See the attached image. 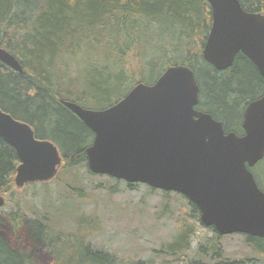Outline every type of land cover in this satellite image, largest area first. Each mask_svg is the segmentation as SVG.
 <instances>
[{
	"label": "trees",
	"instance_id": "1",
	"mask_svg": "<svg viewBox=\"0 0 264 264\" xmlns=\"http://www.w3.org/2000/svg\"><path fill=\"white\" fill-rule=\"evenodd\" d=\"M239 2L246 11L264 15V0ZM211 22L206 0H0V47L11 53L23 70L19 73L0 62V108L29 124L36 138L54 143L62 156L61 171L69 173L79 165L87 166L85 149L93 133L61 99L85 108H107L136 81L152 84L168 66L183 64L194 71L200 87L197 108L221 121L226 132L241 133L242 105L261 93L263 83L253 64L241 54L224 71L203 59ZM94 45L110 51L107 61H91L89 54H78L82 46ZM76 54L86 57L88 68L82 67L81 74L70 77L62 68V59ZM126 60L131 68L137 67L135 72ZM93 67L115 75V82L94 83L86 71ZM17 165L14 150L0 138L1 196L12 195ZM255 169L251 171L264 191ZM74 192L82 197L71 187L69 193L74 196ZM162 194L168 197L170 193ZM65 204L57 211H64ZM187 206L201 224L197 207L190 202ZM54 225L47 210H36L34 217L19 208L1 214L0 264H38L41 252L50 256L51 264H146L93 251L80 235H64ZM208 229L212 236L199 243L194 255L187 253L194 233L188 222L156 252L177 264H245L229 258L221 246L223 235ZM244 242L254 253L264 255V238L244 235Z\"/></svg>",
	"mask_w": 264,
	"mask_h": 264
},
{
	"label": "water",
	"instance_id": "2",
	"mask_svg": "<svg viewBox=\"0 0 264 264\" xmlns=\"http://www.w3.org/2000/svg\"><path fill=\"white\" fill-rule=\"evenodd\" d=\"M206 1L212 23L203 59L222 71L241 53L264 81V15L246 11L239 0ZM0 62L23 72L1 47ZM199 91L194 71L175 64L152 84L135 83L107 108L60 103L93 133L85 149L91 173L179 193L197 207L200 222L219 235L264 238V191L250 170L264 157V93L247 105L239 136L225 133L221 122L195 108ZM0 138L18 160L16 187L55 177L62 163L57 146L36 138L29 124L1 108Z\"/></svg>",
	"mask_w": 264,
	"mask_h": 264
},
{
	"label": "rangeland",
	"instance_id": "3",
	"mask_svg": "<svg viewBox=\"0 0 264 264\" xmlns=\"http://www.w3.org/2000/svg\"><path fill=\"white\" fill-rule=\"evenodd\" d=\"M80 49L78 54H89L91 61L103 63L110 56L104 46H82ZM78 54L62 59V68L70 77H77L82 67L88 68L87 64L85 66L86 57ZM131 62L136 65L135 60ZM126 63L130 67L127 60ZM95 68L86 70L94 83L115 82V75ZM136 68L130 67V71L135 72ZM61 165L51 180L15 187L12 195H3L5 203L0 208V215L13 213L19 208L22 213L34 217L36 210H47L55 222L54 228L64 235H80L91 250H100L118 260L132 259L146 264H177L170 257L163 259L156 251L176 236L184 222L194 227L187 252L190 255H194L200 242L206 243L213 234L190 213L188 200L178 193L169 192V196L164 197L161 190L152 191L142 183L129 188L123 180L116 183L115 178L107 175H91L84 164L69 173L61 171ZM255 172L264 188V162L256 167ZM71 187H76L82 197L79 198L77 192L71 195ZM66 202L64 211L58 212V207ZM79 220H82L80 224ZM221 246L231 259L243 260L245 264H264V255L254 253L244 242L243 234L223 235ZM37 263L51 264V258L41 252Z\"/></svg>",
	"mask_w": 264,
	"mask_h": 264
},
{
	"label": "flooded vegetation",
	"instance_id": "4",
	"mask_svg": "<svg viewBox=\"0 0 264 264\" xmlns=\"http://www.w3.org/2000/svg\"><path fill=\"white\" fill-rule=\"evenodd\" d=\"M238 54H241V53H238ZM237 54V55H238ZM236 55V56H237ZM242 55V54H241ZM235 56V57H236ZM243 56V55H242ZM245 57V56H244ZM248 59V58H247ZM235 60V59H234ZM249 60V59H248ZM250 61V60H249ZM251 62V61H250ZM234 63V62H233ZM252 63V62H251ZM253 64V63H252ZM233 65V64H232ZM254 66V65H253ZM213 67V66H212ZM255 67V66H254ZM214 68V67H213ZM230 68V67H229ZM229 68H227V69H229ZM256 68V67H255ZM215 69V68H214ZM227 69H225V70H227ZM257 70V69H256ZM222 71H224V70H222ZM257 72H258V70H257ZM258 74H259V72H258ZM259 76H260V78H261V80H262V83H263V90L261 91V93L257 96V97H255V98H253V99H251V100H249L248 102H246V104H243L242 105V115H241V120H240V127H241V133H236L235 131H227L226 132V130L224 129V126H223V123L221 122V121H219V120H217V121H219V122H221L222 123V126H223V130H224V132L225 133H228V132H234L235 134H237V135H243L244 134V130H243V127H242V123H243V114H244V112H245V109H246V107H247V105L251 102V101H253V100H256V99H258V98H260L262 95H263V93H264V81H263V78L261 77V75L259 74ZM199 103V102H198ZM198 105V104H197ZM197 110H199L198 108H197V106L195 107ZM199 111H201V110H199ZM204 112V111H203ZM207 113V112H206ZM261 162H264V157L261 159V160H259L253 167H252V169L254 168V167H257V165L258 164H260ZM3 197V196H2ZM4 198V197H3Z\"/></svg>",
	"mask_w": 264,
	"mask_h": 264
}]
</instances>
